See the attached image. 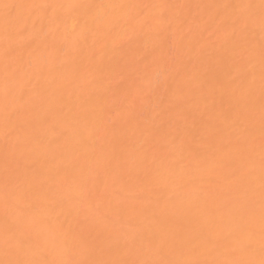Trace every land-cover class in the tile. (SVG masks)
Instances as JSON below:
<instances>
[{
	"label": "bare ground",
	"instance_id": "6f19581e",
	"mask_svg": "<svg viewBox=\"0 0 264 264\" xmlns=\"http://www.w3.org/2000/svg\"><path fill=\"white\" fill-rule=\"evenodd\" d=\"M0 264H264V0H0Z\"/></svg>",
	"mask_w": 264,
	"mask_h": 264
}]
</instances>
